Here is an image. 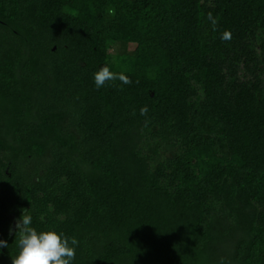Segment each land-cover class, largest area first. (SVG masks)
I'll return each mask as SVG.
<instances>
[{
    "label": "trees",
    "instance_id": "16d2710c",
    "mask_svg": "<svg viewBox=\"0 0 264 264\" xmlns=\"http://www.w3.org/2000/svg\"><path fill=\"white\" fill-rule=\"evenodd\" d=\"M23 215L75 264H264V0H0V264Z\"/></svg>",
    "mask_w": 264,
    "mask_h": 264
},
{
    "label": "clouds",
    "instance_id": "9594fccd",
    "mask_svg": "<svg viewBox=\"0 0 264 264\" xmlns=\"http://www.w3.org/2000/svg\"><path fill=\"white\" fill-rule=\"evenodd\" d=\"M224 40H230L231 34L225 32ZM119 80L122 85H130L132 80L124 73H115L108 66H103L93 76L95 88L100 90L107 82ZM141 115L147 111L142 108ZM31 215H23L16 228L21 236L18 242V254L12 264H75L76 249L79 241L55 230L37 231L32 227ZM7 247V242L0 240V248Z\"/></svg>",
    "mask_w": 264,
    "mask_h": 264
}]
</instances>
